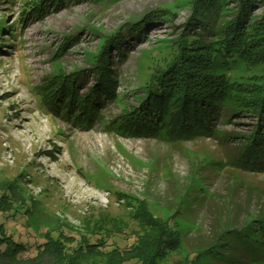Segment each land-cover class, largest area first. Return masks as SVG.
<instances>
[{
  "label": "rangeland",
  "instance_id": "374dc122",
  "mask_svg": "<svg viewBox=\"0 0 264 264\" xmlns=\"http://www.w3.org/2000/svg\"><path fill=\"white\" fill-rule=\"evenodd\" d=\"M37 2L41 7L27 12ZM196 3H0V22L7 26L0 35V203L4 195L13 197L10 187L25 200L0 210V232L32 245L25 257L35 256V246L45 242L47 233L58 237L61 231L70 237L65 243L73 251L98 221L103 227L117 223L126 232L107 238L101 251H110L118 236L127 238L119 247H128L134 240L129 230L136 231L139 224L131 207L145 202L178 233L180 246L167 264L195 259L196 264H264V254H251L239 233L264 214V176L237 166L244 137L257 118L240 114L222 119L215 136L175 145L116 129L138 106L152 74L177 53L178 43L211 42L240 13L239 0H221L208 14L199 12L200 22H195ZM263 5L261 1L250 10L247 28L263 15ZM151 11H158V20L138 38H129L130 47L121 49L125 58L112 50L117 85L114 99L98 109L100 120L82 126L40 103L41 96L65 81L75 80L81 96L89 92L95 86L94 65L107 44ZM10 30H15L13 38ZM227 74L243 87L264 84L262 63L248 67L239 62ZM43 260L52 263L53 253Z\"/></svg>",
  "mask_w": 264,
  "mask_h": 264
},
{
  "label": "trees",
  "instance_id": "16d2710c",
  "mask_svg": "<svg viewBox=\"0 0 264 264\" xmlns=\"http://www.w3.org/2000/svg\"><path fill=\"white\" fill-rule=\"evenodd\" d=\"M11 1L0 0V3ZM220 1L197 0L196 6L200 9L193 15L192 21L200 22L199 17L202 15L199 12L208 14L209 9L218 6ZM261 1L264 3V0H239L240 13L227 22L211 42L184 39L178 43L177 53L164 68L152 74L138 106L118 122L116 129H123L131 137L154 138L175 145L187 140L213 137L222 119L230 120L232 116L251 114L257 118V123L251 133L244 137L247 142L240 148L237 166L264 176V84L243 87L230 82V75L227 74L239 62L248 67L264 64V13L260 18L255 16L252 29L247 28L245 22L250 10ZM40 5L37 2L27 12L35 11ZM37 11V14L42 12ZM157 13H147L143 20L131 25L127 34L107 44L94 65L95 86L89 92L81 96L75 89V80L65 81L59 88L41 96L40 103L47 104L52 112L61 110L62 118L80 121L82 126L90 123L91 119L100 120L98 109L114 99L117 85L113 77L112 50L124 59L126 55L121 49L130 47L128 40L131 36L138 38L144 27L146 30L148 25L158 20L160 15ZM5 28L7 26L0 22V35L5 32ZM10 31L12 33L9 36L13 38L15 30ZM9 190L13 197H2V211L12 209L15 203L21 202L23 205L25 202L23 198L17 197L14 187ZM130 213L139 224L136 231L129 230L134 240L123 249L117 244L127 240L123 236L116 237V240H120L114 241L115 245L110 251L99 249L114 234H126L113 222L111 226L103 227L102 221H98L95 229L88 233L90 237L84 236L73 251H68L65 241L70 240V237L63 231L58 237L47 233L45 242L35 246L36 254L33 257L24 256L32 245L0 232V264H46L43 258L52 253L54 261L50 264H167L171 253L180 246L178 233L172 223L156 217L145 202H140L136 208L131 207ZM252 222L257 223L256 228H253ZM252 222L246 224L239 233L251 254H264V214L254 217ZM173 264H196V259Z\"/></svg>",
  "mask_w": 264,
  "mask_h": 264
}]
</instances>
